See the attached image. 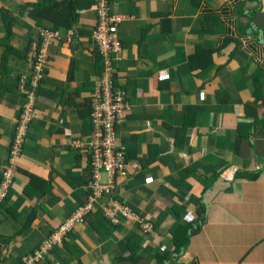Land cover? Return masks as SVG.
I'll list each match as a JSON object with an SVG mask.
<instances>
[{
	"label": "crops",
	"instance_id": "1",
	"mask_svg": "<svg viewBox=\"0 0 264 264\" xmlns=\"http://www.w3.org/2000/svg\"><path fill=\"white\" fill-rule=\"evenodd\" d=\"M39 1L0 0V182L26 102L12 77L33 75L44 26L61 34L0 207V264H28L90 195V167L73 144L90 138L103 71L97 0H76L72 29L41 19L28 6ZM111 9L124 17L117 84L133 105L118 130L129 164L119 198L153 230L111 226L106 197L37 264H264V0H111ZM2 11L13 18L8 39Z\"/></svg>",
	"mask_w": 264,
	"mask_h": 264
},
{
	"label": "built area",
	"instance_id": "2",
	"mask_svg": "<svg viewBox=\"0 0 264 264\" xmlns=\"http://www.w3.org/2000/svg\"><path fill=\"white\" fill-rule=\"evenodd\" d=\"M97 25L92 32V41L102 57L103 71L90 99V122L92 132L90 138L73 144L79 156L88 162L90 195L87 204L77 208L73 216L49 238L41 251L31 256L28 264H37L46 253L62 246L66 237L78 226L83 225L92 215L94 203L105 201L107 197L111 206H104V218L110 225L117 227L125 221L128 227L138 226L143 232L150 233L153 226L145 222L143 217L133 211L119 198L118 180L128 177V161L126 148L121 142L118 130L133 112L128 91L117 84L116 61L123 47L118 28L124 17L115 14L111 9V0H97ZM61 37L59 31L44 27L39 39L31 51L33 75L16 76L18 90L26 97L20 118H18L15 135L8 153L7 167L2 173L0 182V206L5 204L10 195L16 174V165L24 154L28 142L30 126L40 114L37 111L38 90L41 87L49 64V46ZM28 83L31 88H27ZM108 180L102 183V176Z\"/></svg>",
	"mask_w": 264,
	"mask_h": 264
},
{
	"label": "trees",
	"instance_id": "3",
	"mask_svg": "<svg viewBox=\"0 0 264 264\" xmlns=\"http://www.w3.org/2000/svg\"><path fill=\"white\" fill-rule=\"evenodd\" d=\"M77 4H78V2L76 0H65L63 2H59L56 0H41L39 2H36L35 4L28 5V6H32L34 8V10L38 13V15L41 19H46L48 21L53 22L57 28L61 27L64 29H72L77 25L78 18L80 15L79 14L80 8H77ZM2 12L3 13L1 15V18L4 21V24L6 26L7 39H8L9 36L11 35V31H12V20H13V18L6 11H2ZM44 27L54 29V26H51V27L44 26ZM96 57L98 58V62H102V57L100 56V54L98 52L96 54ZM5 60H6V58L3 59V65L5 63ZM88 116L90 117V113ZM91 132H92V125H91ZM89 180H90V178H89ZM86 222L84 224H86ZM80 226H82V225H80ZM59 229L56 232H58ZM74 231L75 230H73V232ZM56 232L53 235H55ZM67 237H66V239H67ZM186 241H188V240H186ZM64 243H65V241H64ZM186 246H187V244L185 243L184 247H186ZM58 247H61V246L55 247L54 250ZM156 260H157L156 264H166L168 258L165 256H157Z\"/></svg>",
	"mask_w": 264,
	"mask_h": 264
},
{
	"label": "water",
	"instance_id": "4",
	"mask_svg": "<svg viewBox=\"0 0 264 264\" xmlns=\"http://www.w3.org/2000/svg\"><path fill=\"white\" fill-rule=\"evenodd\" d=\"M253 30H257L256 25L252 24L251 28L249 29V31H253ZM259 42L264 44V31L263 30H259Z\"/></svg>",
	"mask_w": 264,
	"mask_h": 264
},
{
	"label": "rangeland",
	"instance_id": "5",
	"mask_svg": "<svg viewBox=\"0 0 264 264\" xmlns=\"http://www.w3.org/2000/svg\"><path fill=\"white\" fill-rule=\"evenodd\" d=\"M104 177H105L106 179H105ZM107 180H108V177H107L106 175H103V176H102V183H106Z\"/></svg>",
	"mask_w": 264,
	"mask_h": 264
}]
</instances>
